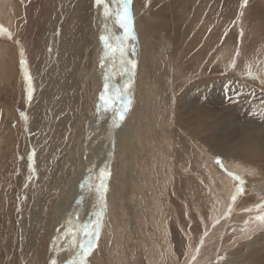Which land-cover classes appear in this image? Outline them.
<instances>
[{"label":"rangeland","instance_id":"obj_1","mask_svg":"<svg viewBox=\"0 0 264 264\" xmlns=\"http://www.w3.org/2000/svg\"><path fill=\"white\" fill-rule=\"evenodd\" d=\"M69 1H71L72 3L67 6V8L65 9V11L63 12L62 15L57 11V7L61 2L60 0H53V1L52 0H27V4L25 2V8L23 10L25 12H27L26 15L28 16L27 19H29V21H28L29 26H28V28L19 30L15 34V36H16L15 42H17L19 44L20 60H21V63L24 62V65H26L28 72L26 73L25 69L20 71L19 77H20L21 81L18 82V89L20 91L18 93L16 92L14 94L13 101H10V97H9V92L11 91V88L13 86V79L12 78L10 79L7 77V75L5 74L4 66L2 64L4 59H10L11 50L9 49V45H8L7 41H11L13 39V35H12L10 27L8 26L9 23L6 21L0 20V124L2 122V125L4 127H9L10 118L12 117V115L14 113L8 112L7 110L11 107L12 103L14 106V111L17 115V119H20L21 123H22V124L18 125V129L20 130L18 140H20V141L15 143L14 148L16 150V152H15V154H16L15 158L16 159L13 163L11 162V157L13 158L14 152L13 151L11 152L10 147L14 143L9 144V149L7 151H5L6 147L0 148V154L4 153V155L0 159V163L2 162V166L0 168V264H20L22 262L21 261L22 258L25 256V254H27L29 257L28 264H45L46 263L44 261L43 252L36 253L35 248L38 245V243L42 242V240L45 239L48 235V226L51 223V215H52L53 209L55 208L54 189L60 188L61 186L66 187L69 179L72 177H74V179H78L79 177L77 176V172H79L81 178L79 180H77V182H78L77 183V189H76L77 195L75 198H73L74 195L72 196L70 193L64 194L62 196L61 193L59 192L60 190H58V189L56 192L57 193L56 194V200L59 197L58 201H63L64 203H67L66 208H69L72 203H73V206H72L71 210L69 211L70 216H68L67 219H65L66 222L62 221V223H64V225L61 224L58 227H56L54 230L55 236L51 239L50 244H49V249H48V250H51V252L54 254H53L52 259H48L47 264H52V263L53 264H63V263L64 264H72L73 261L78 260L79 259L78 250L76 251V249H77V245L79 244L80 240L82 239L81 230L88 227L89 225L94 226L97 223L100 225V230L102 228H103V230H101V231L99 230V237L100 236L101 237H100V239L98 238L96 240L94 249L92 250L90 255L87 256L86 264H91V263L92 264H118L119 262H120V264H122L121 261L117 260V256L120 255L121 258H123L125 260L126 255L124 256V254L122 253L123 250L124 251L126 250V252L129 254V252L132 251L131 248H133V250L134 249L136 250L137 245L139 246V244H140V246H139L140 249H142L141 241L138 244L135 241H134L135 242L134 243L132 241L133 239L130 240L131 237L133 238V236L129 237L130 239L128 238L125 241L124 238L126 237V235H125L126 232L124 231L123 227H126V228L131 227L132 229H134L135 227H137L141 223L143 225L141 227L142 230L144 229L147 231V229H148L147 223L151 224L152 221H154V219L157 218V216L154 215L155 214L154 213V206L152 207V206H149L148 204H149V202H152V201L158 199L159 197H160L159 198L160 202L157 200L156 203L159 204L158 208H159L160 214L164 215V217H165L166 223L162 224V228L163 227L165 228V232L162 235L158 232V236L155 233L153 234L152 232H154V230L150 229V228H149L150 230L147 233L142 232V234H143V236H145V238L151 239L150 240L151 245H152V242H153V244L156 243V245H155L156 250L159 247L160 252L158 250L157 251L160 253V255L157 252L156 257L159 258L160 256L161 257L163 256L162 258L161 257L159 258V259H161V261L159 263L155 262L154 264H165L166 262H167L166 264H169V262H170V264L172 262H173V264H176L180 261L183 264H185L186 261L188 262L191 260V259H189V257H190L189 254L184 256V257L180 256V254L177 251L176 243H174V238L170 237L172 235L174 236V229L171 227L172 220H173V223L175 221L178 222L179 220L177 219L178 214H176V216H175L174 206L171 208V213L173 216H171L170 212H165V207L163 205L164 199L170 203L173 200H177V202H179L180 206L182 205V208H186L185 213L183 212V214H185L187 217L189 216L188 218L185 217L186 222L187 221L188 222L194 221L193 218L191 217V215H192V216L196 217L197 222L199 220V223H206V224L202 225V232L200 234L201 241L198 240L196 242V244H194L195 240L191 236V233H190L191 225H189L190 227L188 226L186 231H183V232L181 231V233H183V236L184 237L186 236L185 240H186V245H187L188 249H189L188 245L191 244V246H190L191 247V249H190L191 253H194V250L196 248L197 249L200 248L202 241H204L205 239L207 240V236H209L210 235L209 233H211V231L214 229V226H215L214 222H217V219H218V221L220 220L218 223L220 227H221V225H224L223 227H221V231H220L221 233L219 232V234H222V235L219 237L220 239H218V240H220V241L226 240L225 244H223V246L226 245L224 247V250H226L227 248H230L229 245H231V242L233 239L231 237V235H232L231 233H233V231L236 230V228H237V230L239 228L237 226L234 227L233 225L235 223L231 222L233 217H235V215L237 214L236 213L234 215L231 213H233V210L236 207L235 204L238 201V199L234 203H230V204L228 203L231 209H226V207L224 205L221 207L215 208V207H213V205H214L213 202H212V204H210V202L207 203L205 205V214H207V215L205 216L202 214L201 207H197V208L190 207L187 203L183 202L181 197H177L178 195L176 193V189H174V188H176L174 186H177V182L174 180L175 176L173 174L169 175L170 177L169 176L168 177H169V179L171 178L172 181H175V183L172 184L173 186L172 185L170 186L169 190L167 191V194L163 193L162 188L160 189V187H161V185L163 186L162 181L165 179V174L168 175V173H166L165 171L168 170L169 168H172L171 170H174V164H175V168L177 169V171L182 170V171H180L182 174H186L189 177L194 178V179H192V178L191 179L193 181L194 180L196 181V182L195 181L194 182L196 183L197 186L201 184L202 187L204 185V188L205 187L207 188V190H206V195H207L206 200H207L209 198L208 195H210L212 197L213 194H215L219 191L218 187L221 186V185L218 186L216 184L207 183V182H209V174L211 173L209 170L211 169L213 171L214 176H219L220 173L225 175L224 174L225 173V169H224L225 166L227 169V166L229 167V166L235 165L234 162H232L233 160L231 161V160H229V158H226V157L223 158V156H221V155L211 153V152H209L208 149H207L208 150L207 151L206 148H204V146L202 145L201 149H200L201 151L199 150L198 153L201 156L203 161H201V164L198 162L199 163V164H197L198 166L195 165L193 167L190 165L191 162H189L185 159H183L182 164H180V160L177 161V158H176L177 154L179 153L180 155H183V152L186 151V147L182 150H178V152L176 153L175 148L178 149V144H175V141L173 139H171V137H170V141L168 139L166 141L167 143H165V144L167 145L168 149H171L173 157H171L169 155V153H168L169 150H167L166 145L164 144V141L159 140L158 135L154 134V132L150 133L148 136H147V134L143 133L141 136V139L139 141L140 143L139 142H137L138 144L135 143L134 147H132L130 144L132 142V140L130 142L127 139H125V137H124L125 130L130 126L129 124H127V121H130V122L134 121L133 120L134 116L132 117L133 119H131V114H132L133 110H137L139 108L138 107L139 103L137 104V106L135 105V102L137 99V96H136V86H137V82H138L137 81L138 80L137 75H138V69H139V63H138L137 59L140 57V51H141V44L139 42L140 41V33L139 32H140L141 22L139 23V26H138V21H140L139 20L140 16H143L145 14L144 9L146 7L148 8L149 4L148 3L141 4V6H140L141 8L136 7L138 5L135 2V0H131V2L128 4V6L130 7L129 9L131 11L132 17H133L134 38H126V34H125L124 30L122 28H120L119 23L117 22V18H115V14H114V13H117L118 11H120L122 8V3L120 2V0H112V4L109 6V10H108L109 15L107 17L105 16V14L103 15V13H104L103 12L104 11L103 5H100L101 6V9H100L101 16L94 14V9L96 11L99 7V6H97L95 0H69ZM178 1H180V0H169V1L164 0V1H162V3L158 4V6H157L158 8L165 9L168 13L173 14V17L171 19V25L173 26L175 31L179 34V40L176 44H174L175 47H174L173 55L171 57L172 63L170 64V67L172 68L173 72H175L176 75H179L180 76L179 80H181V81H178V83H180V86L182 89V91H180L176 94V96H178V98L180 96L181 100L184 102V98L187 97V96L184 97V89H185L184 87H185L186 82H187L186 79L188 80V83H191L190 81H195V79H196V77H193L194 75L192 76L191 74L190 75L185 74L184 67L187 64V63H185L186 57H185V54L180 55L179 50L181 49L182 46H184L185 50L192 48V47H195L198 43L199 37L201 39V44L199 46L200 48L203 47L205 44L209 45V43L213 41L214 57L217 59H215L214 62H212V64H214V65L222 64L221 63L222 62V58H221L222 55H224V57L225 56L227 57V58L226 57L224 58L226 60V63L224 65V68H225L224 73H225V75H228V74L233 75V77L230 80H234V79L237 80L236 77L238 76L241 78V80L239 81L241 83L243 80H246V78H244V75H247L250 72L255 71L256 69L261 70V71L264 70V69H262L263 63H264V45H263L264 44V23H262V21H260V20L257 21L258 27L256 25V28L254 26H251V25L247 27V23L245 22L246 32L257 31L258 35L261 36L260 40L258 39V41H257L258 44L253 49L248 48L246 45H244L243 41L238 42V45H237L238 47L236 45H235V47H233L231 45L232 42L237 41V36L239 33H240L239 39H240V37H243V34L246 35L245 33H243V30H244V29H242L243 27H241L242 26V18L246 17L247 10H250V8L253 6L252 3L254 4L255 0H241V1L237 0V4H235V7H237L238 9L240 8V6H242V7L240 8L239 11L237 10V8H235V11H236L235 15L232 14L231 9H230V11L227 10L228 12L225 11L226 13L224 15L221 14L222 13V7L225 3V0L221 1L222 6L216 2L217 0H213V1L212 0H207V1L206 0H185L188 3V7L184 8L183 14L179 13L178 6L175 5V3ZM67 2H68V0H67ZM133 2H135V3H133ZM240 2L241 3L243 2L242 5L240 4ZM196 4H197V7L199 5V8L195 7ZM201 5H202V9H201ZM216 7H217L216 12L215 11L213 12V9ZM198 9H200V10H198ZM7 10H9V9L7 8ZM78 11L80 14L86 16L85 26L83 24L81 25V31L80 32H79V27H78V22H77V21H79V19L77 20ZM134 11L136 12V14ZM201 12L204 13L205 15H203ZM237 12L239 15L237 14ZM64 14L67 15V17H68V20L65 22L68 24V26L66 27V31L71 30V34H72L71 38L73 37V35L76 37V34H78L81 41L77 37L75 40L78 41L77 43H79V41H80L81 45L83 43L82 46H83V50L85 53V54H83V52H81L80 57L72 58L74 63L76 64L75 79H76V84H77L78 89L76 88L75 90H72L70 92L72 93V95L75 96L76 100L72 99V101H74V103L71 102L72 105L74 104V107H73L74 109L71 108L72 110L68 111L64 106H62L58 109V114H60V116L62 118H65V121L61 120V119H58V120L54 119L53 121H51L50 126L48 128V133H49L48 135L50 137L46 139V142L44 139L43 143L41 144V147L44 151H42L43 153H41L39 151L37 153L39 157H37V159L33 160V162H32V161H30V159H28L29 154H30L31 149H32L31 146L33 147L32 138H34L38 135L36 130H38V128L41 125L40 124L42 121L41 114H43L44 106L46 104H48V100L43 99V101H42L40 99V101H39V99H38L39 94H40L39 89H38V82H39L38 79L42 80L45 84L47 81H49L51 79L53 81L52 76H46L43 74V69H45V67L47 66V61L49 59L48 54L51 55L50 48H52L53 52H56L55 56L59 59V62L61 61V57L58 55V51H59L60 47L62 46V42L53 40L54 34L52 33V29H54L56 23H54L52 26H49V25H50V21L54 22L57 20H59V21L63 20ZM74 18H75V20H72ZM104 20H105V22H104ZM250 20H252V19H250ZM101 21H102V25H101V29H100V34H99V31H97L98 34L93 35V33L95 32V29H94L95 25L100 23ZM244 21H246V20L244 19ZM252 21H251V24H254L255 22L254 21L252 22ZM74 22H77V24L74 25ZM135 25H136V27H134ZM73 26L74 27L76 26V27L74 28ZM49 27H50V31H51L50 38H49V33H48ZM77 27H78V31L76 32ZM104 29L105 30L107 29V30L105 31ZM223 29H224V31H223ZM191 33L194 36H192ZM201 33L203 34V36ZM218 33H220V34L222 33L224 35V38L226 39V43L224 44V45H227V46H225V51H223V49H222L224 47L223 41L221 40V38L218 39V35H219ZM207 34H209V35H207ZM99 35H100V39H99ZM102 36H109L111 38L112 45L115 44L114 45L115 48L119 49V48L123 47L122 49L124 50L123 51L124 56L121 58V56H119V51H117L116 53H112L109 51L112 54L110 56L108 54L109 52L107 51L108 48L105 46V43L103 41H101ZM203 37L205 38V40ZM48 38H49V40H48ZM210 39H212V40H210ZM153 40L154 39L150 40V38H149V45H151L150 46L151 48L152 47L154 48V45L156 43L157 44L162 43V40L160 41L158 38H157V41L156 40L153 41ZM214 41H216V42H214ZM77 43H75V44H77ZM228 43H229V45H228ZM64 45H66L65 42H64L63 46ZM70 45L71 44H69L68 46H70ZM77 47H75V48L72 47V49L74 50L75 53L82 51V48H80V46H77ZM79 48H80V51H79ZM163 48H165V46ZM76 50H77V52H76ZM198 50H199V48H198ZM44 51L46 52V54ZM106 51H107V53H106ZM43 52H44V54H43ZM44 55H46L47 58H44V57H46ZM66 56H67V54H66ZM108 56L113 57V59L111 60V61H113V65L115 64L114 65L115 67L113 66V68H115L117 70H115V69L112 70V68H111L112 66L111 67L108 66L109 65V61H108L109 57ZM114 58L116 59V61ZM247 58L248 59L253 58L254 65L251 63H246L247 61L244 62ZM51 59H52V57H51ZM123 60H125L126 63ZM200 60H201V63H200L201 65L198 66L199 72L205 68V65L207 62V61L205 62L206 59L204 60L201 58ZM33 62H35L36 64L38 63L39 66H38V64H37V66H34ZM118 62L120 63V65ZM122 63H124L125 65H123ZM116 64L119 65L121 68L119 66H117ZM132 64H136L135 69H133ZM246 64L251 65L253 67V69H255V70H247L246 69L247 67L244 66ZM105 65H107V67ZM129 66H131V67H129ZM126 68L129 70H127ZM104 69H105V71H104ZM180 70L182 71V73H180ZM121 71H123V72H121ZM135 71H136V73H135ZM113 73L115 75H113ZM200 73H198L199 76H200ZM127 74H129V75H127ZM131 74H134V75H131ZM27 75L31 77L32 86H31V84L29 85ZM111 76H112V78H111ZM103 77H105L109 81L108 82L105 81V83L103 84L102 83ZM126 77H128V78L126 79ZM131 77H132V79H131ZM211 77H213V74H211L210 78ZM218 77L227 78V77L219 76V75L215 74L212 79H215ZM115 79H116V81H115ZM127 80H128V82H127ZM113 82H114V84H113ZM228 82L227 81L224 82L223 87H221L222 89H220L221 92L217 91L216 94H217V97L220 98V100H219V98H217V100L220 102L219 104L222 105L224 102L223 106L224 107L227 106L229 108V111L231 112V107H235L234 105H237V103H239L241 100L238 101L235 99H230V95L229 94L226 95V93H224V90L226 88L225 87L226 83L228 84ZM116 83H117V85H116ZM120 83H123V85H120ZM113 85H114V87H113ZM30 86L32 89L31 100H29V98L27 97ZM104 86H105V88H104ZM121 86H122V88L120 89ZM254 86H256V87L259 86L257 88L262 89V87L260 85H254ZM216 89L217 88H215L213 91H215ZM107 91L109 92V94ZM110 92H112V93H110ZM117 92L120 93V95L118 97L116 95ZM107 94H108V96H107ZM102 95H104L105 97L107 96L106 99H108L109 97H112V101H114V102L110 101L108 104H104L100 100V97ZM240 95L242 96V94H240ZM36 96H38L37 99H36ZM238 96H239V94H238ZM262 96L264 98V95H262ZM174 97L175 96L173 95V96H171V98L168 99V101H166V102L164 101L163 107L161 108V111H160L161 117L164 119V124L166 126H169V127H171V126L174 127L173 126V119H175L174 110L178 106H180V102L176 101L174 99ZM224 97H226V98H224ZM114 98H115V100H113ZM151 98L153 99V101L151 102V106H150V110H149L150 114L152 112H156V111L160 110V106L158 104H156L157 97L151 96ZM33 99H34V101H33ZM32 101H33V103L31 104ZM210 101L212 102L211 99H210ZM199 102H200V104H202V103L208 104L209 101L204 100V99H199ZM213 104H212L213 106H216L217 102L214 101ZM134 106H136V107H134ZM99 107H100V110H99ZM126 108L129 110L124 111V109H126ZM216 108H218V107H211L210 109H216ZM84 109H85V111H84ZM92 109L95 111L92 112ZM29 110H30V112H29ZM86 110H91L90 112H92V113H90ZM121 113H123V116H124L123 119L120 118ZM244 113H245L244 111H242V114L236 113L235 115H233V117H235L237 120H241L242 118L246 117L243 115ZM88 114H89V116H88ZM248 114H250V113L248 112L246 114L247 118L248 117L252 118V117H250L251 115L249 116ZM168 116H170V117L172 116V117L168 118ZM29 117L32 118L33 121H31V120L29 121L28 120ZM117 118H119V119H117ZM105 119H107V120H105ZM255 119H256V117L252 118L253 121ZM112 121H113V123H112ZM169 122H170V124H169ZM92 125H93V127H92ZM95 126H96V128H95ZM12 127L14 128V126H12ZM110 127H111V130H110ZM89 128L90 129L93 128V129L90 130ZM262 128H264V126H262ZM86 129L88 132L86 131ZM261 131L264 132V129ZM69 132H70V134H69ZM78 132L79 133L83 132V136H82L81 140H80V136L77 134ZM106 132L109 134V136H107L108 134ZM238 132H240L239 129H236V128L230 129L228 136L232 135L233 137L234 136L237 137V136H239V135H237ZM113 133H114V136H116V137L113 136ZM133 133H134V129H133ZM262 135H264V133H262ZM105 136H106L108 141L106 140V138H104ZM117 136H119V137L117 138ZM120 137H122V138H120ZM148 139H149V141H148ZM39 141L40 140L37 139V142H39ZM68 141H69V143H68ZM114 142H115V144H114ZM155 142H157V143H155ZM168 142L170 145L168 144ZM170 142L174 143V144H172L173 146L171 145ZM201 142H203V141H201ZM203 144H205V143L203 142ZM147 146H148L149 150L147 149ZM41 147L39 145V150H42V149H40ZM121 147L123 149H121ZM125 147L128 149L126 150ZM101 148H102V150H101ZM136 149H138V150L136 151ZM141 149L142 150L144 149V150L142 151ZM173 149H174V152H173ZM140 150H141V152H144V153H141ZM117 151H119V152H117ZM123 151H126V152H123ZM32 153L34 155L33 151H32ZM123 153H125V154H123ZM43 154H45V155L43 156ZM123 155H124V157H122ZM126 155H127V157H126ZM131 157L134 159L135 165H136L133 170H130L126 167V162L128 161V159H131ZM138 157H139V160H137ZM142 157H143V159H142ZM166 157L168 158L167 160H166ZM173 158H175L176 161ZM42 161H44V162H42ZM136 161H138V163H136ZM225 161H226V163H225ZM229 161H230V163H229ZM106 162L108 163L107 166H106ZM64 164H66L67 166H65ZM120 164H122V165H120ZM202 164H204V165L201 166ZM224 164H226V165H224ZM25 165H26L27 169H26ZM69 165L70 166L72 165V167H71L72 169L70 168ZM165 165H166V167H165ZM181 165L184 168L180 167ZM118 166H120V167L118 168ZM206 166H207V168H206ZM99 167H100V169H99ZM195 167H196V169L198 168L199 170H196ZM202 167L203 168L205 167L208 170L206 171V169L205 168L203 169ZM212 167H214V168L218 167V169H214V168L212 169ZM34 168H37V170L36 169L34 170ZM105 168H107V169H105ZM201 168L203 170H200ZM24 169L26 171L28 170L27 171L28 173ZM63 169H64V171L62 172ZM113 169H115L116 173H115V171H113ZM187 169H191V170L187 171ZM248 169L249 168H247V170ZM154 170H156V171H154ZM204 171L206 173H203ZM40 172H41L42 176H40ZM54 172L57 174L56 176L53 175ZM67 172H68V174H66ZM107 172L110 173V176L108 175ZM216 172L219 174H217ZM142 173L147 174L148 175L147 178ZM173 173H174V171H173ZM201 173H203V175ZM29 174H30V176H29ZM106 174H107V176H106ZM136 174L137 175L139 174L138 175L139 178L136 177L137 176ZM127 175L129 176V178ZM141 175H143V176H141ZM39 176L41 177L40 180H39V178H40ZM207 176H208V178H206ZM57 177H59V178H57ZM104 177H106V179ZM112 177H114V178H112ZM133 177L138 178L136 183L140 184V186H141L139 188H136L135 191H138V192L142 191V194H143L142 204L143 205L146 204V205H144V207H143V205L141 204L142 208H143V210H141V212H142V214L144 213L146 216L143 214L144 219L141 220L140 218H138L139 222H137L138 220L135 221V219H137V218H135V219L133 218V213H132L131 208H130V210L127 208V204L123 200L124 197L119 195V196H117L120 200L119 204L122 207L125 206L124 208L126 209V211L123 210V214L124 213L125 214H124V216H122V215L118 214V212H113L114 217L111 220V222L108 223L109 218L106 219V217H108V213L110 211L112 212V209L114 207V200L112 198V201H111V198L109 196L111 195L112 191H113V195L116 196V194L118 192L122 191V189H123V195H124V191L127 189L128 184L130 182L133 183L135 181ZM154 177H157V179ZM204 177L206 178V180H208L207 182L204 179ZM60 179H62L63 181ZM143 179H144V183H142ZM158 179H160V180H158ZM26 181L29 183H27ZM39 181H41V183ZM64 181H65V184H64ZM102 181L104 182V184H106V190L101 187ZM159 181H160V183H159ZM34 182H36L37 184L36 183L34 184ZM145 183H146V185H145ZM110 184H112V185H110ZM117 185H119V187ZM125 185H127V186L125 187ZM208 185L211 186L212 188L209 187ZM212 185L213 186L215 185V186L213 187ZM31 186H32V189H31ZM216 186H217V188H216ZM100 187H101V189H99ZM94 188L95 189L97 188L96 190H98V192ZM171 190H173V191L171 192ZM18 191H19V193H18ZM80 192H81L83 197L81 196ZM100 192H101V194H100ZM208 192H209V194H208ZM174 193H175V195H174ZM24 195H25V197H24ZM98 195H100V196H98ZM167 196L171 197V198H167ZM261 196H263V195H261ZM77 198H78V201H77ZM105 199H107L108 201ZM260 201H261V203L257 204V207L246 208L247 210L244 209V211H242L243 210L242 209V210H240L238 215H241L244 217V219H246L245 223L248 220L247 223L244 224L245 227H249L248 226L249 222L255 221L256 224L254 223L255 224L254 226L257 227L256 231L258 234L260 233V237H261V239H263V237H264V225H263L264 222L263 221L264 220H260V219H258V217H261V214L264 216V211L260 210L263 208L258 207V205L259 206L263 205L264 199H260ZM69 202H71V203L68 204ZM145 202H147L148 204ZM106 203H108V205ZM94 204H95V206H94ZM121 204H123V205H121ZM104 208H105V210H104ZM206 208L208 211L206 210ZM209 208L211 211L209 210ZM224 208L226 211L225 214H223V217H225V220H221L218 215L221 214V212L223 211ZM106 209L107 210L109 209L108 210L109 212L106 211ZM149 209H151L152 211H150ZM90 210H91V212H90ZM197 210H198V212H199V210L201 212L197 213ZM87 211H88L89 215L87 214ZM245 211H247V212H245ZM22 212H24V214L27 212L28 214H30L32 216L33 224L38 229L36 234L30 233L27 230V228H25L24 220H23L24 218L21 216ZM105 212H107V213H105ZM145 212H147V213H145ZM148 212L153 213V215L155 216V217L154 216L152 217L151 221H150V218H149L150 216H149ZM213 212H215V213H213ZM209 213H210V215H209ZM213 215H217V216L214 217ZM246 215H247V218H246ZM31 216L30 217L28 216L29 218L26 217V220L29 219L28 224L31 223V221H30ZM83 216L85 219L83 218ZM174 216H175V218H174ZM200 216L202 219L201 221L199 218ZM203 216H205L207 219ZM208 216H209V218H211V217L212 218L209 219ZM227 217L229 218L228 221H226ZM190 218H192V220ZM214 218H215V221L211 222L214 220ZM147 219H148V221L145 222ZM204 220H206V221H204ZM129 221L131 222V224L129 223ZM88 222H89V224H88ZM126 223H127V225H126ZM28 224L26 223V226H28ZM128 224H130V225L128 226ZM132 225H134V226L132 227ZM244 225L241 226V230L245 229ZM143 227H146V228H143ZM148 227H149V225H148ZM109 228H110V231H109ZM205 229H206V231H205ZM228 229H229V231H228ZM230 229L231 230L233 229L232 232ZM61 232H63V233H61ZM186 233H187V235H186ZM225 233H226V235H225ZM78 234H79V236H78ZM113 236L117 238L118 243H121V250L119 252L118 251H112L113 253L111 254L108 250V246H111V240H112ZM152 236H154L157 240ZM160 238H162V239H160ZM192 238H193V240H192ZM73 239H74V242H73ZM140 239H141V236H140ZM156 241H158V242H156ZM163 241L165 242L166 246L168 244L170 249L167 250L168 246L166 247V249H164ZM188 241H190V242L188 243ZM216 241L217 240L215 238L213 240L214 244L211 247V250L213 252H211V253H216L215 248L218 249V246L215 245ZM127 242H129L128 247H127ZM17 243H18V247H17ZM169 243H171V244H169ZM248 243H249V247H245L244 249H242V246H240L239 249L235 252L237 256L239 255L240 251L244 253L243 257L239 260V263L242 262L243 260H245L246 258H248L249 255L255 249H257V248H253V244L255 242H251L250 238L244 239L241 241V244H243V245L248 244ZM21 245H22V249H21ZM106 245H107V247H106ZM134 245H135V248L133 247ZM144 245H145L144 249L147 250L148 244H144ZM233 245H234V243H232V246ZM103 247L107 248V252L109 253V256H107L108 254L107 255L103 254L101 256L102 253L106 252L105 250L102 249ZM161 247H163V248H161ZM192 247H194V248H192ZM148 248H150V247L148 246ZM163 249H164V251L167 250V252L170 250V252L167 253V256L170 254L169 256L171 258L175 257L174 252H176L180 257H175L176 259L175 258H172V259H174L178 262L172 260L171 258L166 259L165 258L166 253L163 252ZM192 249H194V250H192ZM171 250L172 251L176 250V251H174L172 253ZM20 253H21V255H20ZM71 253L73 255H71ZM69 254H70V256H69ZM194 255H195V253L191 254V257H194ZM110 256H112L113 259L110 258ZM63 257H64V259H63ZM121 258L119 257L118 259L120 260ZM141 259H142L141 264H148L150 261V257L148 255H142ZM211 259H210L211 261H206V262H203L202 264H212V263L215 264L213 261H216V258L212 257ZM162 260L163 261L167 260V261L163 262ZM224 261H225V263H223V264H227V261L226 260H224ZM220 264H222V263H220Z\"/></svg>","mask_w":264,"mask_h":264},{"label":"bare ground","instance_id":"obj_2","mask_svg":"<svg viewBox=\"0 0 264 264\" xmlns=\"http://www.w3.org/2000/svg\"><path fill=\"white\" fill-rule=\"evenodd\" d=\"M60 1L61 2H60V4L57 7V11L62 15L63 12L65 11V9L67 8V6L70 5L72 2L69 1V0H68V2H67V0H60ZM162 1H164V0H135V2L138 5L136 7L141 8L140 7L141 4H144V3H148L149 4V7L148 8L146 7L144 9L145 14L143 16H140V18H139L140 21L137 20L138 21V26H139V23L141 22V27H140V32H139L140 33V41L139 42L141 44V51H140V57L137 59L138 60V63H139V69L137 68L138 69V75H137V79H138L137 81L138 82H137V86H136V96H137V99H136V102H135V105L136 106L139 103V105H138L139 108L137 110H133V112L131 114V119H133L132 117L134 116V119H133L134 121H132V122L127 121V124H129L130 126L125 130L124 137H125V139H127L130 142L132 140V142L130 143L132 147H134L135 143L138 144L137 142L140 141L141 136H142L143 133L147 134V136H148L150 133H153L154 132V134H157L158 135V139L159 140L164 141V144L167 143L166 141L168 139L170 141V137H171V139H173L175 141V144H178V149L175 148V152L176 153L178 152V150H182V149H184L186 147V151L183 152V155H180L179 153L177 154V156H176L177 161L180 160V164H182L183 159H185V160L191 162L190 165L193 166V167L195 165L199 164V163L201 164V161H203L202 158H201V156L198 153V151L201 149V146L202 145L204 146V148H206V150L208 149L209 152H211V153H214V154H217V155H221V156H223V158L224 157L229 158V160H231V161L233 160L232 162H234L235 165L232 164L233 166H229V167L227 166V169H226V166H225V168H224L225 169V173L223 172L225 175H223L221 173L219 174V173L216 172L217 174H219V176H214L213 175V171L210 169L209 171L211 173L209 174V182H207L208 180H206V178H208V176L206 178L204 177V179L206 180L207 183L216 184L218 186L221 185V186L218 187L219 188V191L217 193L213 194L212 197L210 195H208L209 198L207 200H206V198H207V195H206L207 188L205 187L206 188L205 189L204 188V185L202 187L201 184L197 186L196 183H195L196 181L194 180L195 181L194 182L192 180L194 178L189 177L186 174H182L180 172L182 170L177 171V169L175 168V164H174V170H171L172 168H169L168 170L165 171L166 173H168V175L165 174V179L162 181L163 182V186L161 185V187H160V189L162 188L163 193H166L167 194V191L169 190L170 186L173 183H175V181H176L177 182V186H174V187H176L174 189H176V193L178 195L177 197H181L182 200H183V202L184 203H187L190 207H195V208L201 207L202 214L205 215V216L207 215V214H205V205L207 203L210 202V204H212V202H213L214 203L213 207H215V208H218V207H221V206L224 205L226 207V209H231L230 206H229V204L236 202L237 199H238V201L235 204L236 207L233 210V213H231V214H234V215L236 213L237 214L235 215V217H233V219L231 218L232 219L231 222H234L235 223L233 225L234 227L237 226L239 228H238V230L236 228V230H234L233 233H231L232 234L231 237L233 239H232L231 245H229L230 248H227L226 250H224V247L226 245L223 246V244H225V241L226 240H224V241L218 240V239H220L219 237L222 235V234H219V232L221 231V227H223L224 225H221V227H220L219 224H218L220 220L218 221V219H217V222H214L215 221V218H214V220L211 221V222H214L215 223L214 229L211 231V233H209L210 235L207 236V240L205 239L204 241H202V244H201L200 248H198V249L196 248L195 250L192 249V250H194L195 255H194V257H191V254H194V253H191L190 252V249H191L190 246H191V244L188 245L189 246V249H188L187 248V245H186V240H185V237L186 236L184 237L183 236V233H181V231L182 232L183 231H186L187 228H188V226L191 225V227L189 226L190 227V233H191V236L195 240V243L194 244H196V242L198 240L201 241L200 234L202 232V225H204L206 223H199V220L197 222L196 217L195 216H192V215H191V217L193 218L194 221H189V222L187 221L186 222L185 217H187V216L185 214H183V212L185 213V209L186 208H182V205L180 206V204H179V202H177V200H173L170 203V202H168L167 200L164 199L163 205L165 207V212H170L171 216H173L172 213H171V208L174 206L175 216H176V214H178V218L177 219L179 220L178 222L175 221L174 223H173V220H172L171 227L174 229V236L172 235L170 237L174 238V243H176L177 251H178V253L180 254L181 257H184V256H186L188 254L191 257V258L189 257V259H191V260L188 261V262L186 261L185 264H202L203 262L211 261L212 260L211 259L212 257H215L216 258V261H213L215 264H220V263L223 264V263H225L224 260L227 261V264H238L239 263V260L243 257V254L244 253L240 251L239 255L237 256L235 252L239 249L240 246H242V249H244L245 247H249V243L248 244H244V245L241 244V241L242 240L248 239V238H250L251 242H255L253 244V248H257V249H255L249 255L248 258H246L245 260H243L239 264H264V237H263V239H261L260 233L259 234L257 233V231H256V228L257 227L254 226L256 224L255 221L249 222L248 223V226L249 227H245L244 224H246L248 220L245 223V220L246 219H244L243 216L238 215V213L240 212V210L243 209L242 211H244V209L247 210L246 208L257 207V204L261 203L260 199H264V135H262V133H264V132L261 131V130L264 129V128H262V126H264V98L262 96V95H264V70H262V71L261 70H257V69L255 70V69H253V67L251 65L246 64L244 66L247 67L246 68L247 70H255V71L250 72L247 75H244V78H246V80H243L241 83L239 82L241 80V78L238 77V76L236 77L237 80L236 79L230 80L233 77V75H229V74L228 75H225V73H224L225 72L224 65L226 63V60L224 58L226 56L224 57V55H222V57H221L222 58V62H221L222 64H216V65L212 64V62H214V60L217 59V58L214 57V44H213V41L210 42L209 45L205 44L203 47L200 48L199 46L201 44V39L199 37L198 43H197V45L195 47H192V48H189V49L185 50L184 46H182L181 49L179 50L180 55L185 54V57H186V62L184 61L185 63H187L185 65V67H184L185 74H187V75H190L191 74L192 76L194 75L193 77H196L195 81H190L191 83H188V80L186 79L187 82H186V85L184 87L185 88L184 89V97H186V96L187 97L184 98V102H183L181 100L180 96H179V98H178V96H176V94L178 92L182 91L181 86H180V83H178V81H181V80H179L180 76L179 75H176L175 72H173L172 68L170 67V64L172 63L171 57L173 55V51H174V47H175L174 44H176L178 42V40H179V34L175 31V29L171 25V19L173 17V14L168 13L165 9H160V8L157 7L158 4L162 3ZM166 1H169V0H166ZM221 1H224V0H217L216 2L221 5ZM238 1H241V0H238ZM25 2L27 4V0H0V20L6 21V22L9 23L8 26L10 27L11 32H12V35H13V39L11 41H7L8 42V45H9V49L11 50L10 59H4L3 60V63H2L3 66H4L5 74L7 75V77L10 78V79L11 78L13 79V86L11 88V91L9 92L10 101H13L14 94L16 92L18 93L20 91L18 89V82L21 81V79L19 77L20 71L25 69L26 70V73L28 72L27 71V68H26V65H24V62L21 63V60H20V56H19V48L20 47H19V44L17 42H15V40H16L15 34L19 30L28 28V26H29V22H28L29 19H27L28 16L26 15L27 12H25L23 10L25 8ZM135 2H133V3H135ZM242 3L240 2L241 5H242ZM108 4L110 6L112 4V0H108ZM235 4H237V0H225V3L223 5V7H222V13L221 14L224 15L226 12H228L227 10L230 11V9H231L232 10L231 11L232 14L235 15V13H236L235 8H237V7H235ZM175 5L178 6V11H179L180 14H183L184 8H187L188 7V3L185 0H180V1L176 2ZM252 5H253L252 7L250 6L251 8L249 7L250 10H247L246 9L247 10L246 17L244 16L245 18H242V26L241 27H243L242 28V29H244L243 30V33H245L246 35L243 34V37H240V39H239V35H240V33H239L238 36H237V41L232 42V44H231L233 47H235V45L237 46L238 45V42L243 41L244 42V45H246L248 48L253 49L258 44L257 43L258 39L260 40V37L261 36L258 35V32L257 31L246 32V30H245L246 29L245 22L247 23V27L251 25V26H254L255 28H256V25L258 27V24H257V21L258 20H260V21H262V23H264V0H258V1L255 0L254 4L252 3ZM195 7H197V4H196ZM241 7L242 6H240V8ZM7 8L9 10H7ZM128 8H130V7L128 6ZM197 8H199V5H198ZM240 8L239 9L237 8V10L239 11ZM100 9H101V6H99L96 11L94 9V14L101 16ZM201 9H202V5H201ZM198 10H200V9H198ZM216 10H217V7L213 9V12L214 11L216 12ZM135 14H136V12H135ZM202 14L205 15L204 13H202ZM237 14H238V12H237ZM103 15H104V13H103ZM83 16L84 15L80 14L79 11H78L77 20L79 19V21H77V22H78L79 32L81 31V25L83 24L85 26L86 16H84V17ZM115 18H117L116 15H115ZM249 18L252 19L255 23L254 24H251V21L252 20H250ZM244 19L246 21H244ZM67 20H68V17H67V15L64 14L63 20H60V21L57 20V21H54V22L50 21V25H49V26H52L54 23H56L54 29H52V33L54 34L53 40H55V41H61L62 42V46L60 47V49L58 51V55L61 57V61L59 62V59L55 56L56 55V52H53L52 48H50L51 55L48 54V58L49 59L47 61V66L45 67V69H43V74L46 75V76H52L53 77V81L51 79V80L47 81L46 84L42 80H39L38 79L39 82L37 81L38 82V89H39L40 94H39V98H38V96H36V99L38 98L39 101H40V99L42 101H43V99L48 100V104H46L44 106L43 114H41V117H42V121L40 123L41 125L38 128V130H36V132H37L38 135L36 137L32 138V143H33L32 145H33V147L31 146L32 149H31V152H30L29 157H28V159H30V161H32V162H33V160L37 159V157H39L38 154H37L39 151L41 153H43L42 151H44L42 149V147H41V144L43 143L44 139H45V142H46V139L50 137L48 135L49 134L48 133V128L50 126L51 121H53L54 119H57V120L58 119H61V120H64L65 121V118H62L60 116V114H58V109L60 107H62V106H64L68 111L74 109L73 108L74 107V104L72 105L71 102L74 103V101H72V99H75V96L72 95V93L70 91L75 90L77 88V84H76V79H75L76 64L74 63V61H73L72 58H78V57H80L81 56V52H83V54H85V53H84L83 46H82L83 43L81 45V42H80L81 40H80V37L78 36V34H76V37L79 38V40H80L79 43H77L78 41L75 40L76 37L74 35L71 38V36H72L71 30L66 31V27L68 26V24L65 23V22ZM72 20H75V18L72 19ZM77 22H74V25L77 24ZM104 22H105V20H104ZM101 25H102V21L100 23H98V24L95 25V27H94L95 32L93 33V35H97L98 34L97 31H99V34H100ZM78 27L76 29V32L78 31ZM134 27H136V25ZM223 31H224V29H223ZM48 33H49V38H50V36H51L50 27H49ZM218 34H219L218 35V39L221 38V40L223 41V45H224L226 43V39L224 38V35L222 33L221 34L218 33ZM207 35H209V34H207ZM192 36H194V35L192 34ZM202 36H203V34H202ZM49 38H48V40H49ZM149 38H150V40L154 39L156 41H157V38H158L160 41L162 40V43H160V44L159 43L158 44L157 43L156 44L154 43L155 45H154V48L152 47L153 48L152 49L150 47L151 45H149ZM99 39H100V35H99ZM204 40H205V38H204ZM210 40H212V39H210ZM64 42L66 43V45L63 46ZM214 42H216V41H214ZM75 43H77V44H75ZM69 44H71V45L68 46ZM114 45L115 44H113V46ZM228 45H229V43H228ZM77 46H80V48H82V51H80V48H79V51L80 52L75 53L74 50L72 49V47L75 48ZM164 46H165V48H163ZM225 46H227V45H224V47L222 48L223 51H225ZM197 47L199 48V50H198ZM107 51L109 52V49ZM107 51H106V53H107ZM44 52H43V54H44ZM76 52H77V50H76ZM65 53L67 54V56H66ZM45 54H46V52H45ZM108 54L110 56L112 55L110 52ZM44 56H46V55H44ZM119 56H120V53H119ZM51 57H52V59H51ZM44 58H47V56L44 57ZM201 58L204 59V60L206 59L205 62L206 61L207 62H206L205 68L202 69L200 71L201 72L200 73L198 66L201 65L200 64L201 63V60H200ZM112 59H113V57H109V59H108L109 65L108 66H110V67L112 66L111 68L113 70V69H115V68H113V66L115 64L113 65V61H111ZM115 61H116V59H115ZM123 61L126 63L125 60H123ZM244 62L251 63V64L254 65L253 58H250V59L247 58ZM33 64H34V66H37L38 63L36 64L35 62H33ZM122 64L125 65L124 63H122ZM119 65H120V63H119ZM119 65H117V66H119ZM38 66H39V64H38ZM105 66L107 67V65H105ZM129 67H131V66H129ZM262 69H264V63H263ZM115 70H117V69H115ZM127 70H129V69H127ZM104 71H105V69H104ZM121 72H123V71H121ZM135 73H136V71H135ZM180 73H182L181 70H180ZM198 73H200V76H199ZM211 74H213V77H214L215 74H217L219 76H224V77H227V78L218 77V78L212 79L213 77L210 78ZM113 75H115V74L113 73ZM127 75H129V74H127ZM131 75H134V74H131ZM111 78H112V76H111ZM127 78L128 77H126V79ZM131 79H132V77H131ZM105 81L108 82L109 80L106 79L105 77H103L102 83L104 84ZM115 81H116V79H115ZM226 81L227 82L229 81V82H228V84L226 83V86H225L226 88L224 90V93H226V95L229 94L230 95V99H235V100H238V101L241 100L239 103H237V105H234L235 107H231V112L229 111V108L227 106H225V107L223 106L224 102H223L222 105L219 104L220 102L217 100V98H219V97H217V94H216L217 91H220V89H222L221 87H223L224 82H226ZM127 82H128V80H127ZM113 84H114V82H113ZM116 85H117V83H116ZM120 85H123V83H120ZM254 85H260L262 87V89H258L257 87H259V86L256 87ZM31 86H32V83H31ZM113 87H114V85H113ZM104 88H105V86H104ZM121 88H122V86L120 87V89ZM215 88H217V89L215 91H213ZM110 93H112V92H110ZM108 94H109V92H108ZM108 94H107V96H108ZM238 94H239V96H238ZM240 94H242V96ZM173 95L175 96L174 99L176 101H179L180 102V106H178L174 110V116H175V119H173V126L174 127H172V126L169 127V126H166L164 124V119L161 117V112L160 111H161V108L163 107L164 101L165 102L168 101V99L171 98V96H173ZM151 96L157 97L156 104H158L160 106V110L159 111H156V112H152L150 114L149 110H150L151 102L153 101V99L151 98ZM115 98L113 100H115ZM224 98H226V97H224ZM199 99L208 100L209 102H208V104H203V103L200 104ZM210 99L212 100V102L210 101ZM219 100H220V98H219ZM33 101H34V99H33ZM33 101L31 102V104L33 103ZM214 101L217 102L216 106H213L214 105L213 104ZM136 106H134V107H136ZM211 107H218V108H216V109H210ZM99 110H100V107H99ZM7 111L8 112H13L14 114L10 118V125H9V127H4L2 125V122L0 124V148H5L6 147L5 148V151H7L9 149V144L14 143L10 147L11 152L12 151L14 152L13 158L11 157V162L13 163L15 161V159H16L15 158V155H16L15 152H16V150L14 148L15 147V143L20 141V140H18V138H19V131H20L18 129V125L19 124H22V123H21V120L20 119H17V115H16V113L14 111L13 103H12L11 107ZM84 111H85V109H84ZM86 111L90 112L91 110H86ZM93 111H95V110L92 109V112ZM242 111L245 112L243 115L246 116V117L242 118L241 120H237L235 117H233V115H235L236 113L242 114ZM29 112H30V110H29ZM92 112H90V113H92ZM248 112L250 113L248 115L249 116L251 115L250 117H252V118L256 117V119L254 121L252 120V118H249V117L247 118V115L246 114ZM88 116H89V114H88ZM169 117L170 116H168V118ZM107 119H105V120H107ZM117 119H119V118H117ZM28 120L29 121L30 120L33 121L32 118H30V117H29ZM112 123H113V121H112ZM169 124H170V122H169ZM12 126H14V128ZM92 127H93V125H92ZM95 128H96V126H95ZM235 128L240 130V132L237 133V135H239V136H237V137H235V136L233 137L232 135L231 136H228L229 130L230 129H235ZM91 129H93V128H91ZM133 129H134V133H133ZM110 130H111V127H110ZM86 131H87V129H86ZM69 134H70V132H69ZM77 134L80 136V140H81V138L83 136V132H81V133L78 132ZM107 136H109V134ZM113 136H114V133H113ZM119 136H117V138ZM114 137H116V136H114ZM122 137H120V138H122ZM104 138H106V136ZM37 139L40 140V141L37 142ZM106 140H107V138H106ZM148 141H149V139H148ZM201 141H203L205 144H203V142H201ZM115 142H114V144H115ZM68 143H69V141H68ZM155 143H157V142H155ZM168 144H169V142H168ZM172 144H174V143L172 142L171 145ZM39 145L41 147L40 149H42V150H39ZM166 148H167V145H166ZM121 149H123V148L121 147ZM127 149L128 148H126V150ZM147 149H148V146H147ZM101 150H102V148H101ZM137 150L138 149H136V151ZM141 150H140V152H141ZM167 150H169L168 151L169 155L171 157H173V154L171 152V149H168L167 148ZM32 151L34 152V155H33ZM117 152H119V151H117ZM123 152H126V151H123ZM173 152H174V149H173ZM141 153H144V152H141ZM123 154H125V153H123ZM3 155H4V153H1L0 154V159H1V157ZM44 155L45 154H43V156ZM122 157H124V155ZM126 157H127V155H126ZM142 159H143V157H142ZM167 159L168 158L166 157V160ZM173 159L175 160V158H173ZM137 160H139V157H138ZM42 162H44V161H42ZM136 163H138V161H136ZM225 163H226V161H225ZM229 163H230V161H229ZM107 164L108 163L106 162V166H107ZM64 165L67 166L66 164H64ZM120 165H122V164H120ZM203 165L204 164H202L201 166H203ZM224 165H226V164H224ZM1 166H2V162L0 163V168H1ZM135 166L136 165H135L134 159L132 157H131V159H128V161L126 162V167L128 169H130V170H133L135 168ZM25 167H26V165H25ZM71 167H72V165L70 166V168ZM119 167L120 166H118V168ZM165 167H166V165H165ZM180 167H183V166L181 165ZM202 168L200 170H203L205 167L203 169ZM206 168H207V166H206ZM213 168L214 167H212V169ZM247 168H249V169L247 170ZM26 169H27V167H26ZM35 169L37 170V168H34V170ZM99 169H100V167H99ZM105 169H107V168H105ZM195 169H196V167H195ZM214 169H218V167L217 168L215 167ZM188 170H191V169H187V171ZM196 170H199V169L197 168ZM207 170L208 169H206V171ZM63 171H64V169L62 170V172ZM113 171H115V169H113ZM154 171H156V170H154ZM173 171H174V173H173ZM115 173H116V171H115ZM203 173H206V172L204 171ZM203 173H201V174L203 175ZM66 174H68V172ZM142 174L147 178V176H148L147 174H144V173H142ZM172 174L175 176V178L173 177L175 181H172L171 178L169 179V177H170L169 175H172ZM53 175L56 176L57 174L54 172ZM138 175L136 177H138ZM143 175H141V176H143ZM29 176H30V174H29ZM40 176H42L41 172H40ZM77 176L79 177L78 179H74V177H72V178L69 177L70 179H69L68 184H67L66 187L65 186H61L60 188H55L54 189V193H55V197H54V199H55V208L53 209V212H52V215H51V223L48 226V235H47V237L45 239L42 240V242H39L38 245L35 248L36 249L35 250L36 253L43 252L44 261L46 262L45 264H47L48 259H52L53 258V254L54 253H52L51 250H48V249H49V244H50L51 239L55 236L54 230L59 225H61V224L64 225V223H62V221H65V219H67V217L70 216L69 215L70 214L69 211L71 210V208L73 206V203H72L69 208H66V204L67 203H64L63 201H58L59 197L56 200V194H57L56 192H57V189L60 190L59 192L61 193L62 196L64 194L70 193L72 196L74 195L73 198H75L76 195H77V190H76L77 189V183H78L77 180H79L81 178L79 172H77ZM106 176H107V174H106ZM57 178H59V177H57ZM112 178H114V177H112ZM128 178H129V176H128ZM133 178L135 180L133 183L130 182L128 184V186L125 185V187L127 186V189L124 191V195H123V189H122V191H120V192L117 191L118 193L116 192L117 193L116 196L113 195V191H112L111 195L109 196L111 198V201H112V198L114 200V207L112 209V212L111 211L109 212L108 211L109 209L108 210L106 209V211L109 212L108 213V217H106V219L109 218V222L108 223H110L111 220L114 217L113 216V212H118V214H120L122 216H124V214H125V213L123 214V210L126 211V209L124 208L125 206L122 207L119 204L120 203V200L117 197L119 195L124 197L123 200L127 204V208L129 210L131 208L132 213H133V218L134 219L137 218V219H135V221H137L138 218H140L141 220L144 219L143 216L145 214L143 213L144 214L143 215L142 212H141V210H143V208H142V205H143L142 204V202H143L142 196H143V194H142V191H140V192L135 191L136 188L141 187L140 184L136 183V181H137V179L139 177L138 178L133 177ZM154 178L157 179V177H154ZM40 179H41V177L39 178V180ZM60 180H62V179H60ZM158 180H160V179H158ZM39 182L41 183V181H39ZM27 183H29V182H27ZM35 183L36 182H34V184ZM142 183H144V179L142 180ZM159 183H160V181H159ZM64 184H65V181H64ZM110 185H112V184H110ZM145 185H146V183H145ZM117 186L119 187V185H117ZM238 186L239 187H242L244 189L243 193L240 194V195H236V193H237V187ZM209 187H211V186H209ZM216 188H217V186H216ZM31 189H32V186H31ZM99 189H101V187ZM19 191H18V193H19ZM96 191L98 192V190H96ZM172 191L173 190H171V192ZM80 194H81V192H80ZM100 194H101V192H100ZM208 194H209V192H208ZM174 195H175V193H174ZM234 195H236L235 201H233V196ZM261 195H263V196H261ZM81 196H82V194H81ZM98 196H100V195H98ZM24 197H25V195H24ZM159 198L156 199V200H154V201H152V202H149V204L147 202H145L149 206H152V207L154 206V213H155L154 215L157 216V218L154 219V221H152V223H151L150 221H151V219H152V217L154 215H153V213L148 212L149 213V216H150L149 217L150 218V221L149 222L151 224H148L147 223V228H148L147 231L144 230V229L142 230L141 227L143 225L141 223L137 226L138 228L135 227L134 229H132L131 227H127V228L126 227H123L124 228V231L126 232V234H125L126 237L124 238L125 241L129 237L133 236V238L131 237V239L130 238L129 239L130 240L133 239L132 241L133 242L135 241L138 244L141 241L142 249H140V247H139L140 244H139V246L136 244L138 249L136 248V250L135 249L133 250V248H131L132 251H130L129 254L126 252V250L125 251L123 250L122 253L124 254V256L126 255L125 256L126 257L125 260L123 258H121L120 255L117 256V260L118 261H121L122 264H141V260H142L141 257H142V255H148L150 257V261H149L148 264H154L155 262L159 263L161 261V259H159L161 256L159 258L156 257L157 256V252L158 251L160 252L159 247H158V249H157L158 251H157L156 248H155L156 243L153 244V242H152V245H151V241H150L151 239L145 238V236H143V234H142V232L147 233L150 229H153L154 232H152V231L151 232L153 234L155 233L157 236H158V232L161 235L165 232V228L164 227L162 228V224L166 223L165 222V217H164V215L160 214V211H159V208H158V205L159 204L156 203L157 200L159 201ZM167 198H171V197H168L167 196ZM105 200H107V199H105ZM77 201H78V198H77ZM71 202H69L68 204H70ZM106 204L108 205V203H106ZM121 205H123V204H121ZM144 205H146V204H144ZM144 205H143V207H144ZM94 206H95V204H94ZM258 207H260V206L258 205ZM104 210H105V208H104ZM149 210L152 211L151 209H149ZM200 210H199V212H201ZM206 210H207V208H206ZM209 210H210V208H209ZM260 210H263L264 211V208L263 209H260ZM88 211H87V214H88ZM90 212H91V210H90ZM199 212L197 210V213H199ZM225 212L226 211H225V208H224L223 211L221 212V214L218 215L221 220H225V217H223V214H225ZM245 212H247V211H245ZM105 213H107V212H105ZM145 213H147V212H145ZM210 213H209V215H210ZM213 213H215V212H213ZM21 216L24 218L23 220H24L25 228H27V230L30 233L36 234L38 229L33 224V218H32V216L30 214H28L27 212L25 214H24V212H22V215ZM28 216L29 217L31 216V218H30L31 223L30 224H28L29 219L26 220V217L29 218ZM175 216H174V218H175ZM201 216L199 217L200 218V221L202 220L201 219ZM205 216H203V217H205ZM213 216L216 217L217 215H213ZM261 216H263V215L261 214ZM83 218H84V216H83ZM192 218H190V219L192 220ZM208 218H209V216H208ZM211 218H209V219H211ZM246 218H247V215H246ZM228 219L229 218L227 217L226 221H228ZM147 221H148V219L145 222H147ZM204 221H206V220H204ZM137 222H139V220ZM26 223L28 224V226H26ZM127 223H126V225H127ZM129 223L131 224L130 221H129ZM88 224H89V222H88ZM130 224H128V226ZM148 225H149V227H148ZM243 225H244L245 229L244 230L243 229L241 230V226H243ZM133 226L134 225H132V227ZM143 228H146V227H143ZM101 230H103V228ZM232 230H231V232H232ZM109 231H110V228H109ZM205 231H206V229H205ZM228 231H229V229H228ZM61 233H63V232H61ZM187 233H186V235H187ZM226 233H225V235H226ZM78 236H79V234H78ZM140 236H141V239H140ZM100 237H99V239H100ZM152 237H154V236H152ZM193 238H192V240H193ZM215 238L217 240L215 245L218 246V249L215 248L216 253H211V252H213L211 250V247L214 244L213 243V240ZM160 239H162V238H160ZM73 242H74V239H73ZM156 242H158V241H156ZM189 242L190 241H188V243ZM128 243L129 242H127V247H128ZM232 243H234L233 246H232ZM144 244H148L147 245V250L144 249V247H145ZM169 244H171V243H169ZM107 245H106V247H107ZM163 245H164V249H166V247L168 246V244H167V246L165 245V242L164 241H163ZM148 246L150 248H148ZM17 247H18V243H17ZM106 247H103L102 248L106 252L105 253H102L101 252L102 253L101 256L103 254H105V255L108 254L107 256H109V253L107 252V248ZM133 247L135 248V245ZM161 248H163V247H161ZM192 248H194V247H192ZM21 249H22V245H21ZM164 249H163V252L166 253L165 258L166 259L171 258L169 256L170 254L167 256V253L170 252V250L167 252V250L170 249L169 246H168V248H167L166 251H164ZM108 250H109V252L111 254L113 253L112 251H118L119 252L121 250V243H118V240H117L116 237L113 236V238L111 240V246H108ZM76 251H77V249H76ZM174 251H176V250H174ZM174 251H172V253ZM174 253H175L174 254L175 257H180L176 252H174ZM20 255H21V253H20ZM71 255H73V254L71 253ZM159 255H160V253H159ZM69 256H70V254H69ZM119 257L121 258L120 260L118 259ZM175 257H172V258H175ZM110 258H112V256H110ZM63 259H64V257H63ZM172 260H174V259H172ZM21 261L22 262L20 264H28V261H29L28 255L25 254V256L22 258ZM166 261H163V262H166ZM174 261H176V260H174ZM176 262H178V261H176ZM180 262H178L176 264H183L182 262L181 263ZM118 264H120V262ZM169 264H170V262H169ZM171 264H173V262Z\"/></svg>","mask_w":264,"mask_h":264},{"label":"snow or ice","instance_id":"obj_3","mask_svg":"<svg viewBox=\"0 0 264 264\" xmlns=\"http://www.w3.org/2000/svg\"><path fill=\"white\" fill-rule=\"evenodd\" d=\"M122 3V8L120 11L115 13L117 17V22L119 23L120 28H122L126 34V38H134V28H133V17L131 14L130 9L128 8V4L131 2V0H120ZM97 6L103 5L104 7V14L107 17L109 15V4L108 0H96ZM101 40L105 43V46L109 49L110 52L116 53L119 51L121 58L124 56L123 49H117L113 47L111 43V38L109 36H102ZM133 69L135 68V64H132ZM29 84H31V77L28 76ZM117 96L120 95L119 92L116 93ZM28 98L31 100L32 98V89L31 86L29 87L28 91ZM100 100L104 104H108L110 101H112V97H109L106 99L104 95L100 97ZM114 102V101H112ZM129 109H124V111H127ZM121 119L124 118L123 113H121L120 116ZM103 175V174H102ZM110 176V173H108ZM106 179V177H105ZM101 187L106 190V184L102 181ZM244 189L242 187H237V193L236 195L242 194ZM236 195L233 196V201L236 199ZM260 207L264 208V205H261ZM260 220H264V216L258 217ZM99 230L100 225L97 223L96 225H89L88 227L81 230L82 239L80 240L77 250H78V256L79 259L72 262V264H86V258L92 250L95 247V242L99 238Z\"/></svg>","mask_w":264,"mask_h":264}]
</instances>
